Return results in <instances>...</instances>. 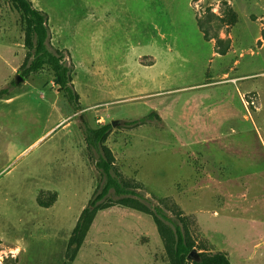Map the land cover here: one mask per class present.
Segmentation results:
<instances>
[{
  "label": "rangeland",
  "instance_id": "obj_1",
  "mask_svg": "<svg viewBox=\"0 0 264 264\" xmlns=\"http://www.w3.org/2000/svg\"><path fill=\"white\" fill-rule=\"evenodd\" d=\"M32 2L80 109L48 66L16 83L24 25L0 0V264H170L153 217L122 205L66 259L100 178L82 128L113 118L116 165L152 206L181 209L198 247L264 264V0Z\"/></svg>",
  "mask_w": 264,
  "mask_h": 264
},
{
  "label": "trees",
  "instance_id": "obj_2",
  "mask_svg": "<svg viewBox=\"0 0 264 264\" xmlns=\"http://www.w3.org/2000/svg\"><path fill=\"white\" fill-rule=\"evenodd\" d=\"M13 7L21 14L25 32V46L28 50L22 65V77L41 71L48 66L54 73V83L59 87L70 104L80 109V96L73 85V68L64 60L60 51L49 48L50 28L49 19L45 12L36 8L32 0H10ZM232 22L237 21V15L232 9L228 10ZM218 43L223 40L214 37ZM220 53L224 54L225 50ZM5 93L0 91V97ZM145 119L134 121L141 124ZM87 149L96 170L99 172V184L81 212L77 224L69 238L66 259L73 262L99 211L116 205H122L153 217L170 264H233L225 252H208L198 247L191 234L189 219L178 207L173 208L172 215L168 208L160 202L152 206L143 193L146 188L142 183L128 179L117 167L116 156L108 146L107 141L112 133V125L107 123L92 127L88 123L83 128ZM162 202V201H161ZM2 240L0 238V244ZM193 249H198L200 260H190Z\"/></svg>",
  "mask_w": 264,
  "mask_h": 264
},
{
  "label": "water",
  "instance_id": "obj_3",
  "mask_svg": "<svg viewBox=\"0 0 264 264\" xmlns=\"http://www.w3.org/2000/svg\"><path fill=\"white\" fill-rule=\"evenodd\" d=\"M22 81H25V78L18 75L16 79V83H20ZM111 125L113 129H117L119 126H125L127 125V121L125 119H119V118H113L111 119ZM190 260H200V254L197 249H193L189 255Z\"/></svg>",
  "mask_w": 264,
  "mask_h": 264
}]
</instances>
